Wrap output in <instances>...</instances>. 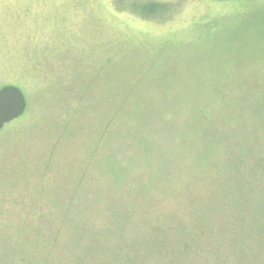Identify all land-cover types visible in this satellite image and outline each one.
I'll list each match as a JSON object with an SVG mask.
<instances>
[{
  "label": "rangeland",
  "instance_id": "rangeland-1",
  "mask_svg": "<svg viewBox=\"0 0 264 264\" xmlns=\"http://www.w3.org/2000/svg\"><path fill=\"white\" fill-rule=\"evenodd\" d=\"M4 86L0 264H264V0H0Z\"/></svg>",
  "mask_w": 264,
  "mask_h": 264
},
{
  "label": "water",
  "instance_id": "water-1",
  "mask_svg": "<svg viewBox=\"0 0 264 264\" xmlns=\"http://www.w3.org/2000/svg\"><path fill=\"white\" fill-rule=\"evenodd\" d=\"M27 109L24 93L15 86L0 89V131L21 118Z\"/></svg>",
  "mask_w": 264,
  "mask_h": 264
},
{
  "label": "trees",
  "instance_id": "trees-1",
  "mask_svg": "<svg viewBox=\"0 0 264 264\" xmlns=\"http://www.w3.org/2000/svg\"><path fill=\"white\" fill-rule=\"evenodd\" d=\"M144 6L143 7H151V6H154L153 8H154V10L156 9V11L155 12H152L153 14H151V15H148V16H146V17H150V16H157L158 14H159V12H158V7L160 6L161 7V5H159L158 3H152V2H147V3H145V4H143ZM144 9H146V8H144ZM137 11V10H136ZM138 12V11H137ZM145 12H149V11H143L142 13L143 14H145ZM139 13V12H138ZM146 15V14H145ZM155 16V17H156Z\"/></svg>",
  "mask_w": 264,
  "mask_h": 264
}]
</instances>
